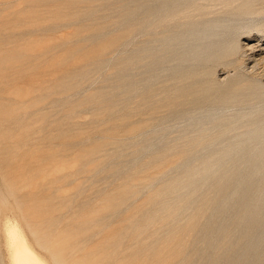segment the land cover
<instances>
[{
  "label": "rangeland",
  "instance_id": "rangeland-1",
  "mask_svg": "<svg viewBox=\"0 0 264 264\" xmlns=\"http://www.w3.org/2000/svg\"><path fill=\"white\" fill-rule=\"evenodd\" d=\"M161 1L0 0V264L10 224L47 264H264V233L240 235L264 192L262 15H227L259 61L232 94L252 72L222 66V15L162 24ZM197 33L203 60L172 62ZM254 111L236 154L228 119Z\"/></svg>",
  "mask_w": 264,
  "mask_h": 264
},
{
  "label": "bare ground",
  "instance_id": "bare-ground-1",
  "mask_svg": "<svg viewBox=\"0 0 264 264\" xmlns=\"http://www.w3.org/2000/svg\"><path fill=\"white\" fill-rule=\"evenodd\" d=\"M240 2H243V0H162L160 7V10L162 11L161 22L162 24H166L171 21L176 22L177 20L178 22H186L187 20H194L193 22H195V20L197 19L210 17L211 15L212 18L218 19L222 15V21L215 20L216 22L211 25L213 30L222 27V31L218 33V35L222 37V51L219 54V57H222V66L231 67L237 64L240 68H246L244 67L245 60L240 59L241 57L244 58V54L246 51L243 50L239 37L236 36V33L239 32V29L232 24V19L228 18L231 13L235 12L237 9H240ZM250 3L251 4L249 8L246 9L248 11L246 12L248 15L246 16V18L252 19L253 15L256 12H260V15H262V21L258 23V25L260 26L258 32L262 34L261 38H264V0H251ZM198 35V33L197 35H190V37L194 39V42H192L194 44L189 43L187 41L188 39L181 40L182 42L180 41L178 45L180 46V49L183 50H173V52L170 53V55H173L171 61L177 62L181 59V57H185V59L191 62L202 61L203 57L199 53L202 52L205 47L204 45L203 47L202 45H200L201 37H199ZM218 44H220V42ZM255 48L256 47L252 46L251 50H255ZM220 50H218L217 53H219ZM219 64H221V62ZM258 65L259 61L256 60L255 65L252 67L251 70L252 74L239 75V77L236 78V82L234 83L229 92H232L233 94L234 91V93L236 92V94H238V92L244 91L243 94H246V90L251 89L255 85L253 81L256 77V69ZM247 72L251 73L248 69ZM261 75L264 77V72ZM179 77L182 76L172 77L171 80L179 79ZM256 114L257 111L252 112L251 117L249 115L248 118L245 120L246 123L244 122L241 124V118H239L238 114L228 119V128H226L225 130V136H229L232 132L235 133L233 139L230 140L229 146L236 148V154L239 146H241L242 144V135L239 133V131L243 127H251L252 125L255 126V123H258V120L260 121L261 119H259L258 117L254 118ZM252 120V124L249 125L248 123H250ZM252 133L255 137L251 141V144L254 145L251 151H254L255 148H257L261 143H263L262 138L264 128L260 130H253ZM231 163L232 162H229L226 166V170H228L229 172H231L230 168L238 165V159H236L233 164ZM259 172L260 171H257V173ZM258 192V194L253 193V197H255V200H257L258 203L256 202L255 204H253V208L250 210V216L246 218L248 229L245 230V232L243 231V234H240L241 236L247 235V237L250 236L252 238L251 240H249V243L252 245V247H255L257 244V241L255 240L256 237L261 236V234L264 233V219L262 218V214L264 213V192ZM15 227L17 226L12 227L10 224L7 225L4 230V237L6 242L5 250H7L9 264H47V262H45V260L32 249L28 240H26L24 235L19 231V229H17L18 227ZM237 232L239 231L237 230ZM246 244L247 243L243 245L245 247L244 250L246 249Z\"/></svg>",
  "mask_w": 264,
  "mask_h": 264
}]
</instances>
